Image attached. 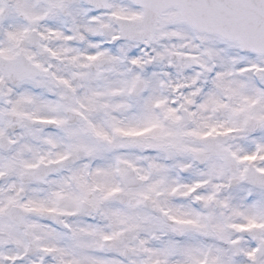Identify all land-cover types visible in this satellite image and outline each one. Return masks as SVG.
Returning a JSON list of instances; mask_svg holds the SVG:
<instances>
[{
  "label": "snow or ice",
  "instance_id": "snow-or-ice-1",
  "mask_svg": "<svg viewBox=\"0 0 264 264\" xmlns=\"http://www.w3.org/2000/svg\"><path fill=\"white\" fill-rule=\"evenodd\" d=\"M0 264H264V0H0Z\"/></svg>",
  "mask_w": 264,
  "mask_h": 264
}]
</instances>
